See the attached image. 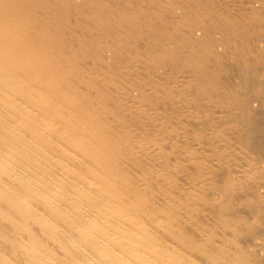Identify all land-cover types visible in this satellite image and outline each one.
<instances>
[{
  "label": "bare ground",
  "instance_id": "obj_1",
  "mask_svg": "<svg viewBox=\"0 0 264 264\" xmlns=\"http://www.w3.org/2000/svg\"><path fill=\"white\" fill-rule=\"evenodd\" d=\"M0 264H264V0H0Z\"/></svg>",
  "mask_w": 264,
  "mask_h": 264
}]
</instances>
